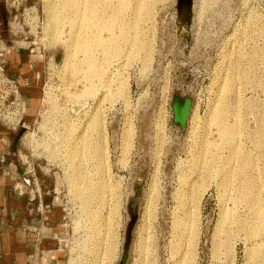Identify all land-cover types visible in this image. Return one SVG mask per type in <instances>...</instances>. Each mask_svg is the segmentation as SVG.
<instances>
[{
  "label": "rangeland",
  "instance_id": "1",
  "mask_svg": "<svg viewBox=\"0 0 264 264\" xmlns=\"http://www.w3.org/2000/svg\"><path fill=\"white\" fill-rule=\"evenodd\" d=\"M147 1L138 35L100 33L105 42L112 39L107 49L96 45L89 26L94 13L113 12L105 5L0 0V65L19 92V100L11 93L0 116L13 130L16 189L58 217L59 264H121L124 255L126 264H174L187 244L193 264H264V0H195L192 34L181 38L176 0ZM141 3L128 0L123 11L131 27ZM12 49L40 60L38 105L29 117L27 97L4 56ZM90 59L103 74L95 84ZM0 88L2 103L9 87ZM176 97L188 102L178 124ZM215 108L226 113L256 162L262 193L242 194L238 179L225 183L238 160L230 159L225 143L217 150V126L210 122ZM8 110L18 112L14 123ZM83 148L79 162L74 154ZM100 162L110 192L101 195L104 203L94 202L97 225L76 184L80 166L87 180L106 178L96 172ZM109 226L116 249L105 256Z\"/></svg>",
  "mask_w": 264,
  "mask_h": 264
},
{
  "label": "crops",
  "instance_id": "2",
  "mask_svg": "<svg viewBox=\"0 0 264 264\" xmlns=\"http://www.w3.org/2000/svg\"><path fill=\"white\" fill-rule=\"evenodd\" d=\"M4 56L27 97L29 117L38 105L40 60L15 49ZM12 133L0 122V264H59L62 257L58 217L48 206L44 209L42 204L32 205L30 194H20L16 189L21 179L11 155Z\"/></svg>",
  "mask_w": 264,
  "mask_h": 264
},
{
  "label": "bare ground",
  "instance_id": "3",
  "mask_svg": "<svg viewBox=\"0 0 264 264\" xmlns=\"http://www.w3.org/2000/svg\"><path fill=\"white\" fill-rule=\"evenodd\" d=\"M127 2L128 0H92V3L94 5V8L98 9L99 7H101L102 5L104 7H107V10H112L113 12L109 13L107 12L106 14H93V16L91 17V23H89V26L91 28L92 31L95 32V42H96V45L97 46H103L105 48H107V46L110 48V45L107 43V42H112V39H110L109 41H104L102 40L101 38V32H103L104 30L106 31H109L110 33L112 32L114 35H122L125 34V33H128L129 30H133L135 33V35H138V32H140V30L138 29V24H140L141 22L138 21V18L139 17H142V15L145 13V14H148V11H149V6H150V2L147 1V0H142V3L137 6V12L134 13L135 16V22H133L134 26L131 27V23L127 22L125 20V9H127ZM112 3H115V4H112ZM102 10H104L102 8ZM124 11V12H123ZM142 19V18H141ZM140 28V27H139ZM115 31V32H114ZM108 33V32H107ZM131 34V33H130ZM133 34V33H132ZM131 34V35H132ZM125 36V35H124ZM132 37V36H131ZM116 38V37H115ZM124 38V37H123ZM141 38V37H140ZM122 39V38H121ZM120 39V40H121ZM134 39H136V37H134ZM126 40V39H125ZM134 41V40H133ZM115 42V40H114ZM136 43V42H135ZM114 44V43H113ZM112 44V45H113ZM115 45L116 47L118 46L115 42ZM141 45V44H140ZM142 47V46H141ZM112 48V46H111ZM108 49V48H107ZM108 51V50H107ZM257 53V52H256ZM237 59V58H236ZM91 60V59H90ZM93 60V59H92ZM90 61V70H89V78H90V82L91 84H95V80L94 78L98 77V75H103L102 73H100L99 71L96 70V62H93V61ZM129 62V61H128ZM81 71V70H80ZM106 80V79H105ZM108 81V80H107ZM87 82H89L87 80ZM107 83V82H105ZM105 86V85H104ZM122 89V88H121ZM88 94H92L93 92H91L90 90V87L88 86ZM87 94V93H86ZM95 113V112H94ZM99 116V115H98ZM98 116H94L93 117V121L95 123H97V118ZM211 116V123L212 124H215L217 126V131H218V137L220 139V144L218 145V149H221L222 146H223V143H225L230 149L231 151L233 150V154L231 153V160L232 159H236L237 158V162H238V167L235 168V169H230L228 170L226 173V176H225V183H229V182H234L235 180H239V189L241 190L242 194L244 195H254L256 190L259 189V192L262 193L263 191V188L261 185H259L257 183L258 181V178H256L255 176V173L254 171L257 172V165H256V162H253V158H251V155L245 151V149L243 148V146L241 145V143H239V138H240V135L239 133H237L235 130H234V126L233 125H230L229 123H227L226 119H227V115L226 113L223 111L218 110V108H215V109H212V112L210 114ZM92 119V118H91ZM92 122V121H91ZM101 122V121H99ZM93 123V122H92ZM94 123V124H95ZM100 124V123H98ZM95 127V125H94ZM94 129V128H93ZM86 131V130H85ZM94 132V131H93ZM96 133V132H95ZM90 140V138H89ZM75 142V141H73ZM81 142V141H80ZM80 142L77 141L76 144H80ZM95 142V141H94ZM93 142V143H94ZM70 143V142H69ZM91 143V142H89ZM92 143V144H93ZM206 143V142H205ZM224 144V145H225ZM263 144V143H262ZM208 147L207 145H204V148ZM73 147V146H72ZM74 148V147H73ZM72 148V149H73ZM76 148V147H75ZM86 148L90 149V147L86 146ZM95 148H96V145H95ZM98 149V148H97ZM80 150V149H79ZM82 150V149H81ZM85 148H83V152H80V155L79 153L76 155L74 154V156L76 158H78L79 162H82L83 158L82 155L84 152ZM102 150V149H101ZM75 151V150H74ZM73 151V152H74ZM89 151V150H88ZM87 151V152H88ZM92 151V149H91ZM207 151V154L212 151V150H209L208 148L206 149ZM204 150V153L206 152ZM94 152V151H92ZM243 152L244 155H241ZM264 152V151H263ZM262 152V153H263ZM89 153V152H88ZM97 155H98V158L101 159L102 161V155L101 157L99 156L100 155V152H98V150L96 151ZM87 154V153H86ZM206 156V154H204ZM239 155H241V160L239 159ZM87 156V155H86ZM91 156V154H90ZM104 156V155H103ZM254 156V154H253ZM85 157V155H84ZM94 157V156H93ZM256 157V156H255ZM91 158V157H90ZM228 158V159H229ZM86 160V157L84 158ZM92 159V158H91ZM98 159V160H99ZM229 159V160H230ZM203 159L200 160V163ZM227 160V159H226ZM229 160H227L226 163H231ZM255 160V159H254ZM257 160V159H256ZM75 161V159H74ZM77 161V159H76ZM208 160H203L202 162H206ZM78 162V161H77ZM78 162V163H79ZM234 163V162H233ZM101 162L98 164L99 166H97V169H96V172L97 174L99 175H102V174H105L104 172V168L103 166L100 165ZM232 164V163H231ZM258 164V163H257ZM83 165V164H82ZM233 166V164H232ZM236 166V165H235ZM79 167V166H78ZM229 167V166H227ZM231 167V166H230ZM85 169V168H84ZM229 169V168H228ZM78 171V176H77V184H76V191H77V194L78 196L83 200V204H84V208L89 212V214L92 216V218L94 219L93 221H98V224L99 225L101 222L98 218V212H96L94 209H93V205H94V202L96 201V198L99 197L100 199L97 198L98 201L104 203V195L106 194L105 191L107 190L108 188V183L106 182V179L108 178L107 175L105 174L106 178L104 177H100L97 179V181H92L91 178H89V180H87L88 178L85 176V172L86 170H83L81 169V166H80V169L77 170ZM254 173V174H253ZM88 174V171L87 173ZM90 174V173H89ZM108 174V173H107ZM252 174V175H251ZM89 176V175H88ZM258 176V175H257ZM259 177V176H258ZM227 181V182H226ZM109 182V181H108ZM259 182V181H258ZM110 184V182H109ZM224 184V183H223ZM232 185V184H231ZM225 188V187H224ZM113 189V188H112ZM110 190V187L108 188L107 191ZM229 190V189H228ZM110 192V191H109ZM113 192V191H111ZM252 192V193H251ZM101 195H103L101 197ZM108 195V194H106ZM110 195V193H109ZM250 195V196H251ZM256 195V194H255ZM260 195V193H259ZM108 198V197H107ZM250 199V198H248ZM253 200V199H252ZM96 204V203H95ZM98 204V203H97ZM104 206V205H103ZM95 207V206H94ZM85 211V210H84ZM88 214V216H90ZM90 216V217H91ZM100 216V215H99ZM91 219V218H90ZM89 219V220H90ZM104 220V219H103ZM92 222V221H91ZM100 222V223H99ZM96 224V223H94ZM93 225V223H92ZM110 225V224H109ZM101 226V225H100ZM111 226V225H110ZM109 226V227H110ZM95 227H98V226H95ZM99 229V228H98ZM97 229V230H98ZM94 230V229H93ZM100 230L101 228L99 229V233H100ZM102 231V230H101ZM109 234L107 235H104L102 238V242H103V248L102 250H104L103 252V255H110L112 256L114 253H115V249H116V245H115V237H114V231H113V228H109ZM103 232V231H102ZM101 232V233H102ZM108 233V232H107ZM105 234V233H104ZM98 235V233H97ZM100 235V234H99ZM102 235V234H101ZM98 237V236H97ZM101 237V236H100ZM100 240V239H98ZM188 240V239H187ZM186 240V241H187ZM94 242V241H93ZM101 242V241H100ZM189 242V240H188ZM186 242V243H188ZM185 245V244H184ZM100 246V245H99ZM186 247V246H185ZM189 244H187V247L184 249L183 252H180V253H183L182 255V258L179 259L178 261H176L174 264H193V257L189 251ZM100 252V251H99ZM98 253V252H97ZM100 254V253H99ZM102 255V256H103ZM101 257V256H100ZM102 259V258H101ZM143 260V259H142ZM259 261V260H258ZM103 262V261H102ZM143 262V261H142ZM145 262V261H144ZM104 264V263H103Z\"/></svg>",
  "mask_w": 264,
  "mask_h": 264
},
{
  "label": "flooded vegetation",
  "instance_id": "4",
  "mask_svg": "<svg viewBox=\"0 0 264 264\" xmlns=\"http://www.w3.org/2000/svg\"><path fill=\"white\" fill-rule=\"evenodd\" d=\"M194 2L195 0H176V26H177V36L179 38L183 37L184 34L188 36L192 34V26L194 23ZM182 99L179 97L175 98L174 102V114H175V122L183 123V121L177 120L176 118V108L186 110L188 108V102L186 101L184 105H182Z\"/></svg>",
  "mask_w": 264,
  "mask_h": 264
},
{
  "label": "built area",
  "instance_id": "5",
  "mask_svg": "<svg viewBox=\"0 0 264 264\" xmlns=\"http://www.w3.org/2000/svg\"><path fill=\"white\" fill-rule=\"evenodd\" d=\"M0 85L9 87V92H7L6 98L5 97L3 98L4 99V101L2 102L3 105H1L2 103L0 102V116H1L4 113L2 111V107L4 106L5 101L9 100L11 93L16 95L15 100H19L18 99L19 92H18L16 81H14L11 77H9V75L8 76L6 75V70H5L3 65H0ZM0 90H1V88H0ZM14 102L15 101H12L11 104H14ZM5 111H6V109H5ZM8 112H9V110L7 111V113ZM8 116H9V121L11 120V122L14 123L15 121H17L18 112L8 113ZM20 122H21V119H20V121L17 122L18 123L17 125H19ZM21 193H23V192L21 191Z\"/></svg>",
  "mask_w": 264,
  "mask_h": 264
},
{
  "label": "water",
  "instance_id": "6",
  "mask_svg": "<svg viewBox=\"0 0 264 264\" xmlns=\"http://www.w3.org/2000/svg\"><path fill=\"white\" fill-rule=\"evenodd\" d=\"M186 110L176 108V118L177 120L184 121ZM128 256L124 255V259L121 264H126Z\"/></svg>",
  "mask_w": 264,
  "mask_h": 264
}]
</instances>
